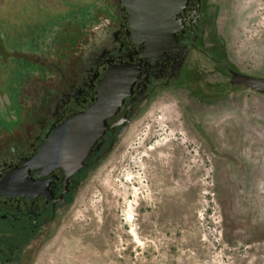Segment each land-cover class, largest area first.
<instances>
[{
    "label": "rangeland",
    "instance_id": "1",
    "mask_svg": "<svg viewBox=\"0 0 264 264\" xmlns=\"http://www.w3.org/2000/svg\"><path fill=\"white\" fill-rule=\"evenodd\" d=\"M196 1L188 47L143 72L85 178L5 264H264V90L233 81L264 79V0ZM124 26L119 0H0L1 153L76 100Z\"/></svg>",
    "mask_w": 264,
    "mask_h": 264
},
{
    "label": "flooded vegetation",
    "instance_id": "2",
    "mask_svg": "<svg viewBox=\"0 0 264 264\" xmlns=\"http://www.w3.org/2000/svg\"><path fill=\"white\" fill-rule=\"evenodd\" d=\"M119 1L125 10L124 38L121 42L124 49L120 47L118 53L95 63L84 87H79L78 95L83 94L80 100L77 99L79 97L77 95L76 100L70 102L64 110L59 111L52 120L43 117L36 121L35 126L18 128V131L13 132L19 136L16 143L11 144L7 152H0V236L7 237L12 242L11 254L14 248L20 244V238L27 239L33 235L24 232V230L30 229L32 233L38 230L41 222L47 219V216L54 211L57 205L62 200L67 199L68 196L70 197L76 188L80 175L89 169L91 159L97 151L96 145L87 157L85 166L69 175L64 168L51 169L44 166H32L31 158L40 149L52 128L69 114L83 110L93 102L97 83L111 63L135 62L140 58L144 72L164 64L171 57L179 58L181 51L188 47L190 31L200 19L201 1L188 0L182 5H177V13L174 15L176 22L173 23L176 29L172 32L171 38L160 46L165 50L161 55L162 57L158 55L157 59H153L150 55H144V53L149 52L147 41L137 43L133 40L129 26L131 13L123 3L124 0ZM138 88L139 82L134 88V94L126 98L119 112L114 117L109 118V123L115 122L117 117L126 114L128 101L134 97ZM80 104L84 107L78 109ZM113 128L114 126L110 129Z\"/></svg>",
    "mask_w": 264,
    "mask_h": 264
},
{
    "label": "water",
    "instance_id": "3",
    "mask_svg": "<svg viewBox=\"0 0 264 264\" xmlns=\"http://www.w3.org/2000/svg\"><path fill=\"white\" fill-rule=\"evenodd\" d=\"M188 0H124L131 17L129 20L132 38L137 43L147 41L150 55L157 59L165 52L160 48L171 38L176 29L174 15L176 6ZM162 57V56H161ZM142 59L111 63L99 79L95 98L85 109L69 114L56 124L37 153L31 158L32 166L56 169L64 168L68 175L81 170L87 157L99 140L112 126L126 120L109 123L143 75ZM233 81L257 90H264V79L237 73ZM10 178V177H9Z\"/></svg>",
    "mask_w": 264,
    "mask_h": 264
},
{
    "label": "trees",
    "instance_id": "4",
    "mask_svg": "<svg viewBox=\"0 0 264 264\" xmlns=\"http://www.w3.org/2000/svg\"><path fill=\"white\" fill-rule=\"evenodd\" d=\"M86 173L83 172L80 177L79 180L85 178ZM70 197L68 196L67 199H69ZM24 232L28 233V234H34V232L32 233V231L30 229L24 230ZM28 240H30V236L28 237ZM10 248L12 249V242L7 239V237L4 236H0V263L1 264H5L6 260L8 257L12 256L10 253Z\"/></svg>",
    "mask_w": 264,
    "mask_h": 264
},
{
    "label": "bare ground",
    "instance_id": "5",
    "mask_svg": "<svg viewBox=\"0 0 264 264\" xmlns=\"http://www.w3.org/2000/svg\"><path fill=\"white\" fill-rule=\"evenodd\" d=\"M182 150V149H181ZM184 153V152H183ZM173 166V163H170V165L168 167H172ZM163 170H166L165 168ZM186 172V171H185ZM148 177V176H147Z\"/></svg>",
    "mask_w": 264,
    "mask_h": 264
},
{
    "label": "crops",
    "instance_id": "6",
    "mask_svg": "<svg viewBox=\"0 0 264 264\" xmlns=\"http://www.w3.org/2000/svg\"><path fill=\"white\" fill-rule=\"evenodd\" d=\"M247 75H249V74H247ZM252 76V75H251Z\"/></svg>",
    "mask_w": 264,
    "mask_h": 264
}]
</instances>
